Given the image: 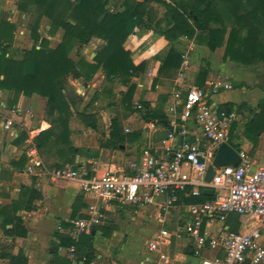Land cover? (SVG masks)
Returning a JSON list of instances; mask_svg holds the SVG:
<instances>
[{"label": "crops", "instance_id": "crops-1", "mask_svg": "<svg viewBox=\"0 0 264 264\" xmlns=\"http://www.w3.org/2000/svg\"><path fill=\"white\" fill-rule=\"evenodd\" d=\"M16 2L17 0H1L0 18L16 23L10 53L19 54L17 57H20V51L29 49L33 41L27 28L30 14L19 12ZM49 26L50 20L43 16L40 20L41 36L49 40L51 47H55L64 31L59 28L54 35L49 36L47 33ZM102 42L98 38H92L89 43L75 47L70 56L74 60L82 57L91 62L97 47ZM172 45L184 56L182 61L185 59L188 64L181 63L177 71L163 74L159 72V67L169 48V43L164 37L155 35L152 29L135 28L123 43L124 49L130 52L133 64L144 62L143 68L131 78V82L135 85L131 101L132 111L123 107L120 102L121 93L126 91V86L118 81H106L101 69L88 82L82 77L69 79L70 85L81 88L80 94L84 95L79 109L85 108L88 113L95 114L97 120L95 129L82 123L84 127L80 126L75 130L77 124L70 122V139L79 149L74 158L76 167H83L88 174H102L105 171L133 173L135 170L133 165L139 164L144 148H149L158 155H164L167 149L171 150L179 145L180 136L183 141L188 138L192 139V142L204 144L202 132L194 118L183 121L180 113L186 89L189 85H197L196 75L205 61L208 62L209 69L202 88L209 92L217 81L231 85L230 89L220 88L216 93L211 94L209 100L217 109L226 103H232L234 107L240 103L245 104L242 109L233 110L236 113L234 142L255 164L264 163V133L259 136L257 145L252 151H250L251 143L242 135L243 123L249 115L248 108L255 109L259 100L264 99V65L261 63L242 65L223 60L222 47L211 51L207 46L195 44L184 36L176 39ZM103 89L107 92L103 93ZM12 96L11 91L0 89V109L6 112L4 114L0 110V114L16 121L14 127L16 132L0 129V264L12 262L9 257L3 256V253L13 256L22 255L26 259L25 264H55L57 261L53 257L52 242L57 246V257L69 260L70 264H149L146 261L147 257L157 264H201V257L193 253L192 240L180 229L184 222L191 219V214L187 210V204L190 202H179L167 212H163L155 203L139 207L119 200L106 202L98 200L82 192L77 180L51 181L40 169L39 164L55 168L51 166L53 159L39 153L35 147V139L34 145L27 140V131L36 128L42 131L50 126L44 115L46 100L37 94L20 95L16 105L11 109L7 106V102ZM141 101L147 102L150 108L160 107L166 115L165 120L178 127L179 131L173 132L168 140L145 144L147 134L150 138L154 129L163 128L164 125L142 119ZM137 105L141 107L137 108ZM116 115L120 116L123 133L131 137L116 148L100 147L99 143L108 135L110 121ZM75 116L77 115L74 114L72 117ZM141 130L139 138L132 136L133 133ZM22 133L25 134L24 139L15 143L14 140ZM22 154L26 155L27 162L22 169H17L11 165V162ZM36 161L38 165L35 164ZM29 166L34 170L32 173L27 170ZM182 170L187 171L186 165H183ZM191 176L195 180L200 179L195 173ZM22 186L36 188L41 193V199L35 201V209L30 211L19 209L16 212L27 229L26 235L8 236L1 227V221L5 216V213L1 212V207L9 206L13 201H22L23 197H20ZM91 208L97 209V213L100 214L99 222H90L81 234H76L72 221L76 219L90 221L93 216ZM240 222L238 232H246L254 225V220L249 218H240ZM151 223L155 225L150 230L148 238L143 240L142 246L135 247L132 237L134 230L131 229V225H134L136 230H141ZM92 224H96L95 227H92ZM212 224L206 221L203 223L213 235L227 231L225 221L215 230L212 229ZM10 226L6 225L7 228ZM160 229L170 232V236L157 251H150L147 242ZM87 233L93 235V259L88 263L77 259L72 262L68 258L70 246L62 245L57 234L78 239L79 236ZM215 254V251L205 250L203 257L211 259ZM15 264L22 262L17 258ZM62 264H66V261Z\"/></svg>", "mask_w": 264, "mask_h": 264}, {"label": "trees", "instance_id": "trees-1", "mask_svg": "<svg viewBox=\"0 0 264 264\" xmlns=\"http://www.w3.org/2000/svg\"><path fill=\"white\" fill-rule=\"evenodd\" d=\"M150 0H122L121 10L108 6V0H17L19 12L30 13L28 30L33 41L29 49L20 51V57L15 58L10 53L14 39L16 23L0 18V89L11 91L13 96L8 99L7 106L13 108L20 95L37 94L46 100L44 115L50 126L35 137V147L41 155L50 156L51 166L76 167L75 155L79 149L70 139L69 118L76 114L81 122L91 128H96V115L88 113L85 108L80 110L84 95L78 94L70 85L69 79L83 78L90 81L101 69L108 82L118 81L126 86L121 93V104L132 111L131 101L135 89L131 78L143 68L144 62L133 64L130 52L123 47L127 37L135 28L152 29L157 36L164 37L169 48L161 60L159 72L166 74L177 71L182 63V54L172 43L181 36L192 40L195 44L205 45L211 51L223 48V60H230L242 65L261 63L264 65V0H156L164 7V13L157 17L149 5ZM45 16L50 20L47 31L49 36L63 29L60 42L51 47L49 40L41 36L40 20ZM98 38L103 42L97 47L91 62L80 57L74 60L70 53L75 47H81ZM78 54V50L76 51ZM209 69L208 62L198 70L197 86L203 87V82ZM103 89V93H106ZM141 117L146 122L163 124L166 119L164 111L156 106L141 101ZM245 104L226 103L220 109L226 111L240 110ZM249 115L243 123L242 135L251 143L250 151L257 145L259 136L264 133V99L259 100L255 109L248 108ZM107 137L99 143L100 147L116 148L123 144L131 135L123 133L120 116H114L110 121ZM235 122L229 129L228 143L240 151L234 142ZM141 131L133 133L139 138ZM25 137L22 133L14 140L21 142ZM192 141V139H186ZM27 157L22 154L11 165L22 169ZM34 182V179H33ZM187 191L191 187L186 188ZM198 196H184L178 193L179 202H202L212 198L203 188H199ZM22 201H13L9 206L1 207L5 213L1 221L3 232L8 236L24 237L27 229L22 219L16 215L17 210L30 211L35 209V201L41 199V193L33 186H22ZM22 202V203H21ZM9 211V213H8ZM6 225H11L6 227ZM225 225L227 232H238L240 216L230 213ZM60 243L66 247L74 246V255L78 261L88 263L94 257L92 245L93 235L82 234L78 239L68 235L57 234ZM55 264H70L67 259L57 257V246L51 243ZM15 264L17 258L25 264L22 255L13 256L3 253Z\"/></svg>", "mask_w": 264, "mask_h": 264}, {"label": "built area", "instance_id": "built-area-1", "mask_svg": "<svg viewBox=\"0 0 264 264\" xmlns=\"http://www.w3.org/2000/svg\"><path fill=\"white\" fill-rule=\"evenodd\" d=\"M182 64L187 65L188 62L184 59ZM220 88L230 89L231 85L217 81L209 92L197 85H189L182 101L181 120L194 118L204 144L185 140L173 154L172 149H167L164 155L144 148L139 164L133 165V173L105 171L88 174L83 167L49 168L42 163L39 167L51 181L77 180L82 192L98 200H119L139 207L155 203L163 212L179 203V192L184 196H198L199 188H211L212 198L187 204L191 219L180 228L192 240L194 255L201 257V264H264V163L255 164L245 151L240 150V161L236 166L217 167L209 181L204 179L218 146L222 142L228 143L230 126L236 120L235 111L217 109L209 100L210 95ZM15 124V119L0 114L1 130L16 132ZM40 132V128L27 131L28 142L34 145L33 141ZM35 164L38 165V161ZM183 165L187 167L186 172L182 170ZM27 170L29 173L34 171L32 166ZM193 173L200 179L192 178ZM188 186L192 187L190 191L186 190ZM91 209L93 216L90 221H72L76 234H81L90 222H99L97 209ZM230 213L252 219L254 225L246 232L220 231L217 235L211 234L203 225L205 221L224 222ZM169 236L170 232L160 229L147 242L148 249L157 251ZM205 250L216 254L207 259L203 257ZM68 258L72 262L76 260L74 246L68 248ZM146 261L157 264L149 257Z\"/></svg>", "mask_w": 264, "mask_h": 264}, {"label": "water", "instance_id": "water-1", "mask_svg": "<svg viewBox=\"0 0 264 264\" xmlns=\"http://www.w3.org/2000/svg\"><path fill=\"white\" fill-rule=\"evenodd\" d=\"M164 127L163 128H156L153 130L150 138L149 134H147V138L145 140V144L151 143H159L165 140H168L170 135L173 132H178L179 128L175 127L174 125L170 124L167 120H164L163 122ZM182 137H179V145L182 143ZM178 145V146H179ZM176 148L172 149V154ZM240 161V156L238 154V151L233 148L229 143L222 142L218 146L211 162L209 163L204 179L206 181H209L212 176L215 173V168L224 166V165H234L236 166ZM206 194L211 195L213 193V190L211 188H205L204 189ZM96 224H92V227H95Z\"/></svg>", "mask_w": 264, "mask_h": 264}, {"label": "rangeland", "instance_id": "rangeland-1", "mask_svg": "<svg viewBox=\"0 0 264 264\" xmlns=\"http://www.w3.org/2000/svg\"><path fill=\"white\" fill-rule=\"evenodd\" d=\"M121 3H122V0H108V6L110 7V8H112V9H114V10H121V8H122V5H121ZM149 5L152 7V9L155 11V13H156V16L157 17H161L162 15H163V9H164V7L161 5V3L160 2H158V1H156V0H150L149 1ZM162 7H163V9H162ZM30 14V13H29ZM30 16H31V14H30ZM19 55V54H18ZM17 54H14L13 53V56L15 57V58H18L17 56H18ZM71 86H73V85H71ZM74 88H75V91L78 93V94H80L81 93V88H79V87H76V86H73ZM12 109V108H11ZM1 110V112H4V110H2V109H0ZM4 114H6V112H4ZM74 114H72L71 116H70V118H69V127H71V124H70V122L71 121H73V122H75L77 125L75 126V130L78 128V127H80V126H83V124H82V122H81V120H80V118L79 117H77V116H75V117H72ZM72 117V118H71ZM244 121V120H243ZM243 121H242V123H243ZM84 127V126H83ZM71 136V135H70ZM40 153V152H39ZM257 162H258V160H257ZM50 168V167H49ZM46 175V177L49 179V177L47 176V174H45ZM213 224H212V229H216V227L217 226H219V224L221 223V221L220 220H215V221H213L212 222ZM154 225H155V223H151L149 226H147V227H144L143 229H139V230H136L135 229V227H134V225L132 226L131 225V229H133L134 231H133V244H134V246L135 247H137V248H139L140 246H142V244H143V240L145 239V238H148V234H149V232H150V230L151 229H153L154 228Z\"/></svg>", "mask_w": 264, "mask_h": 264}]
</instances>
